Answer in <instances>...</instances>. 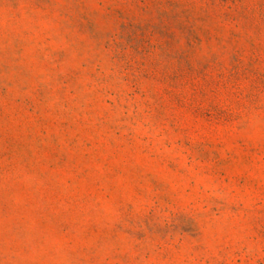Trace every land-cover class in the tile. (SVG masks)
<instances>
[{"label": "rangeland", "instance_id": "rangeland-1", "mask_svg": "<svg viewBox=\"0 0 264 264\" xmlns=\"http://www.w3.org/2000/svg\"><path fill=\"white\" fill-rule=\"evenodd\" d=\"M0 264H264V0H0Z\"/></svg>", "mask_w": 264, "mask_h": 264}]
</instances>
